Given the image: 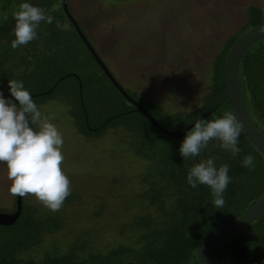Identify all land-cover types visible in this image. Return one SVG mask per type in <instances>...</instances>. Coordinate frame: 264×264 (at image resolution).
<instances>
[{
  "label": "trees",
  "instance_id": "trees-1",
  "mask_svg": "<svg viewBox=\"0 0 264 264\" xmlns=\"http://www.w3.org/2000/svg\"><path fill=\"white\" fill-rule=\"evenodd\" d=\"M0 3L4 6L0 14V91L5 98H11L8 87V81L11 79L22 81L34 100L40 98L37 104L44 97L59 98L56 90L62 88L63 82L72 80L65 90L72 100L70 104L74 103L75 110L71 108V116L76 118L80 132L89 139L99 137L109 128L120 125L131 130L137 136L133 143V152L136 156L147 159V164H150L146 168L144 178L149 177L148 182L153 186L154 193L142 195L146 196L151 204L161 196L171 199L167 209L162 207L161 201L157 202L156 207L160 215L146 212L136 218V226L142 229L134 247L118 244L105 252L84 255L80 250L82 245L78 244L65 253L51 252L41 259L26 256L25 252L39 243L43 232L56 230L57 221L52 222L50 227L46 220L39 218L35 209L32 210V207L22 201V213L18 220L7 226L0 224V264H197L196 248L201 240L213 230L244 213L264 191V158L258 150L241 131L238 143L241 152L235 157L230 151L222 149L219 141L212 140L199 156L185 160L180 155L179 148L188 131L177 137L161 132L142 113L134 109V105L111 80L110 87L127 101V105L113 113L103 114L96 123L90 122V113L91 117L98 111L106 113V103L109 100L116 103L117 100L111 90L107 94L101 86L102 77L99 73H94L95 76L88 75L85 70L91 67L92 63L89 65V61H92L94 66L99 64L66 17L61 0H0ZM22 3H30L43 9L45 14L52 15L54 20L52 24L46 21L41 23L38 40L13 50L11 41L15 36L11 33L13 24L15 26L14 13ZM247 16L246 21L224 42L214 56L209 75V92L200 107L165 115L157 104L137 97L120 84L131 99L138 101L163 127L169 128L171 124L180 121H184L181 128L185 127L222 94L223 61L232 42L244 30L264 22V12L258 6H250ZM65 20L69 22L74 33H70V28L66 33L59 29L57 22ZM81 30L96 49L90 37ZM40 39H45L46 45L55 48L52 55L41 54V44L38 42ZM76 39L79 40L78 44ZM22 51L26 60L9 62L8 57L18 55ZM96 52L101 57L97 49ZM21 63L34 66L29 71L17 74L14 68ZM237 76L249 118L264 134V38L253 43L242 53L237 66ZM70 90L74 92L71 93ZM87 95L88 100L91 97L95 103L90 102L88 106L85 103ZM145 103H150L153 107L148 109ZM228 111L232 112L226 97L203 119L222 118ZM246 155L254 157V170L241 166V161ZM208 158L214 159L217 168L224 164L229 165L228 175L232 182L224 193L225 205L220 209L213 205V197L207 186L198 185L192 188L187 183L189 169ZM210 256L214 264H264V213L238 233L214 246Z\"/></svg>",
  "mask_w": 264,
  "mask_h": 264
},
{
  "label": "rangeland",
  "instance_id": "rangeland-1",
  "mask_svg": "<svg viewBox=\"0 0 264 264\" xmlns=\"http://www.w3.org/2000/svg\"><path fill=\"white\" fill-rule=\"evenodd\" d=\"M68 2L72 15L90 37L113 77L130 93L157 104L165 115L194 110L203 104L211 84L209 75L214 56L246 21L250 6H258L264 12V0ZM2 7L0 3V14ZM69 28L70 33H74L67 20L59 23V29L65 33ZM38 42L42 55L54 53L55 48L46 45L45 39ZM8 59L14 62L26 60V57L22 51ZM88 64L91 66L85 68L88 75L99 73L101 86L107 94L111 90L117 100L115 103L106 99V113L98 111L93 117L90 113V122L96 123L103 114L125 107L127 101L112 90L110 79L99 66H94L92 61ZM33 66L21 63L14 69L19 74ZM72 82L68 79L56 90L59 98L44 97L38 105L42 117H47L62 134L64 161L61 167L70 180L71 194L62 209L55 213L34 196L22 198L50 227L57 221L56 230L43 232L39 243L25 252L35 259L51 252L65 253L78 244L82 245L80 250L84 255L105 252L118 244L134 247L142 229L136 226V218L146 212L160 215L157 202L161 201L162 207L167 209L171 201L161 196L151 204L142 195L154 193V190L148 182L149 177L144 178L150 165L148 160L133 152L135 133L123 125L89 139L80 132L76 118L71 116L74 103L70 104L72 100L65 90ZM90 102L95 103L91 97L88 100L87 95L85 103L89 106ZM150 103H145L148 109L153 107ZM182 125L184 121L173 123L167 129L176 132ZM10 185L6 165L0 163L2 213L15 209L16 197L9 194Z\"/></svg>",
  "mask_w": 264,
  "mask_h": 264
},
{
  "label": "clouds",
  "instance_id": "clouds-1",
  "mask_svg": "<svg viewBox=\"0 0 264 264\" xmlns=\"http://www.w3.org/2000/svg\"><path fill=\"white\" fill-rule=\"evenodd\" d=\"M70 8L69 5V11ZM14 19L13 50L38 40L41 23L52 24L54 17L46 15L37 6L22 3L14 13ZM8 87L11 98H5L0 91V163L6 165L7 178L11 181L8 192L12 197L34 196L49 211L59 212L71 194L70 180L61 167L64 161L62 134L47 117H42L39 104L22 81L11 79ZM241 131L242 124L230 111L222 118L199 119L186 133L179 153L185 160L195 158L212 140H217L222 149L235 157L241 152L238 147ZM241 166L254 170V157L244 156ZM228 173V164L217 168L214 159L208 158L189 169L187 183L192 188L207 186L213 205L220 209L225 205L224 193L232 182Z\"/></svg>",
  "mask_w": 264,
  "mask_h": 264
},
{
  "label": "water",
  "instance_id": "water-1",
  "mask_svg": "<svg viewBox=\"0 0 264 264\" xmlns=\"http://www.w3.org/2000/svg\"><path fill=\"white\" fill-rule=\"evenodd\" d=\"M64 13L68 20L73 25L79 37L82 38L89 51L95 58L96 62L99 64L102 71L122 92L123 96L134 105V109L139 111L144 115V117L151 122V124L156 127L161 132L172 135L173 137L180 136L187 131H189L199 119H203L214 109H216L224 98L229 99L232 113L237 116V120L242 124V131L246 135V138L250 143L258 150L260 155L264 158V134H262L256 127L252 119L249 118L245 104L242 99V92L240 88L239 79L237 76V66L239 59L244 51L250 47L256 41L264 38V22L256 24L244 30L230 45L228 51H226L224 61H223V76H224V90L222 94L219 95L218 99L214 101L207 109L201 112L199 115L194 117L190 123L185 127L173 132L160 123H158L152 115L136 100L131 99L128 92L124 87L115 79L112 73L109 71L107 66L104 64L102 59L96 52V49L90 43L88 38L84 35L76 19L69 11V5L67 0H61ZM22 197H16L15 200V211L2 213L0 212V224L2 226L11 225L18 220L22 213ZM264 213V191L257 198L252 205L240 216L233 219L232 221L225 223L222 227L213 230L208 235H206L199 245L196 251L197 264H214L210 253L214 246L220 244L223 240L233 236L247 225L255 221Z\"/></svg>",
  "mask_w": 264,
  "mask_h": 264
}]
</instances>
